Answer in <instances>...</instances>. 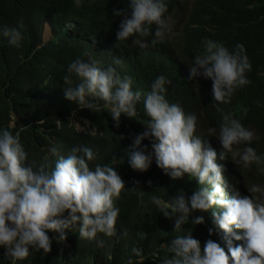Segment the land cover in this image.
I'll return each mask as SVG.
<instances>
[{
    "label": "trees",
    "instance_id": "trees-1",
    "mask_svg": "<svg viewBox=\"0 0 264 264\" xmlns=\"http://www.w3.org/2000/svg\"><path fill=\"white\" fill-rule=\"evenodd\" d=\"M167 15L175 21L174 35L141 49L127 41H116L122 16H113V9L124 10L127 0H83L77 7L74 0H0V26L14 27L23 23L22 42L12 47L0 36V128L11 132L23 128L21 144L27 161L34 166L47 163L54 167L57 157L48 152L51 145H61V155L73 146L85 145L95 154L96 164L113 167L125 188L115 205L120 209L116 221V235L109 237L98 233L92 240L79 238L76 228L67 232L64 242L53 240L50 251L30 249L29 256L17 264H127L132 257L134 264H161L171 257L166 243L177 235L191 231L203 248L208 239L225 247L223 230L215 224L212 212L193 213L204 215L203 224L190 221L179 232L173 230V221L164 217L151 197L157 196L168 203L171 196L182 192L190 196L198 187L196 181L185 174L172 180L153 160L149 169L134 170L130 166L134 136L144 130L148 119L142 99L136 105V114L123 113L119 125L110 115V106L98 102L99 111L80 108L63 96L64 77L68 63L76 58L94 60L102 68L112 67L123 77L133 78V90L142 94L150 91L158 75L171 80L166 86V98L178 103L185 113L197 117L196 133L206 138L219 153L218 139L208 135L216 127L221 112H231L233 118L253 130L256 139L250 146L257 154L264 153V0H166ZM74 25L68 28L67 25ZM52 29V36L44 41L45 26ZM155 30V25L150 31ZM145 37L147 41L151 39ZM205 41L221 42L230 50L243 44L251 64L245 73L249 83L237 88L228 104L211 100V80L203 77L188 78V65L195 54L203 51ZM87 53V55H83ZM120 63H114V60ZM72 86L78 78L69 75ZM45 120L38 125V120ZM87 122L79 131L74 120ZM145 154L151 151V142L141 141ZM240 147H243L241 145ZM224 175L235 184L242 195L251 194L247 187L264 185V174L255 165L244 168L226 158ZM150 182V183H149ZM143 193V195H141ZM209 228L213 234L209 235ZM238 233L241 230H236ZM127 233L126 235L124 233ZM50 238L54 233L49 232ZM234 245L243 241H233ZM137 248L140 256L132 253ZM225 251L226 248H225ZM5 249L0 247V264H8Z\"/></svg>",
    "mask_w": 264,
    "mask_h": 264
},
{
    "label": "clouds",
    "instance_id": "clouds-1",
    "mask_svg": "<svg viewBox=\"0 0 264 264\" xmlns=\"http://www.w3.org/2000/svg\"><path fill=\"white\" fill-rule=\"evenodd\" d=\"M82 2L74 0L77 7ZM167 11L166 0H127L124 10L112 12L113 16L123 17L115 33L116 41L131 38L132 45L144 49L171 39L175 21ZM152 25L154 31H150ZM67 27L74 25L69 23ZM22 28V22L14 27L0 26V36L10 46L19 48ZM150 35L152 38L145 41ZM250 69L243 44L237 43L230 50L221 42L205 41L203 51L195 54L188 65V78L210 79L211 100L226 105L237 88L249 83L245 73ZM66 71L79 82L72 86L69 75L64 77V83L69 85L63 87L64 98L91 111H99L98 102L102 101L110 106L116 126L122 113L130 118L135 116L136 105L142 99L148 119L143 123L144 130L132 139L131 147L139 150L132 152L130 166L144 171L154 160L170 179L187 174L198 185L190 196L178 192L168 203L157 196L150 198L158 211L173 221V230L179 232L189 221L193 225L203 224L204 215L193 213H205L215 206L212 216L223 230L225 247L208 239L201 248L190 231L164 245L172 255L163 258L161 264H264V185L252 184L247 187L251 196L242 195L225 178L224 164L220 163L228 158L244 168L255 165L264 174V153L257 154L250 146L256 139L253 130L233 118L231 112L217 108L221 119L216 127L207 130L219 141L222 150L217 153L206 138L195 134L196 115L185 113L178 103L168 101L166 86L171 80L165 75L156 76L150 91L142 94L133 90L132 77H121L114 68H102L94 60L78 57L68 63ZM44 123L43 119L37 121L38 125ZM23 130L11 132L0 128V247L5 249L8 264L25 260L30 249L48 253L53 240L64 242L66 230L73 228L81 239L92 240L98 233L115 236L120 212L115 201L125 188L117 171L108 165L90 167L96 154L85 145L71 147L66 155L60 154L61 145H51L48 152L57 157L54 167L47 163L34 166L27 161L21 144ZM78 130H82L79 125ZM145 139L151 142L147 154L146 146L141 145ZM208 231L211 236L213 229ZM49 232L54 233L51 238ZM233 241L243 243L234 245ZM131 251L140 256L137 248ZM127 264H134L132 257Z\"/></svg>",
    "mask_w": 264,
    "mask_h": 264
},
{
    "label": "rangeland",
    "instance_id": "rangeland-1",
    "mask_svg": "<svg viewBox=\"0 0 264 264\" xmlns=\"http://www.w3.org/2000/svg\"><path fill=\"white\" fill-rule=\"evenodd\" d=\"M51 36H52L51 28H50L49 25H46L45 31H44V41H47ZM74 122H75L76 125L78 124L81 127L82 131H84L86 129V126H87V122L86 121H84V123H82L80 121V119H75ZM78 125H77V127H78Z\"/></svg>",
    "mask_w": 264,
    "mask_h": 264
}]
</instances>
